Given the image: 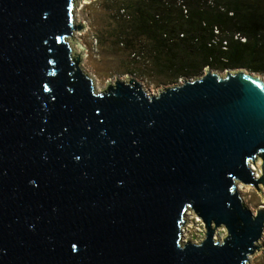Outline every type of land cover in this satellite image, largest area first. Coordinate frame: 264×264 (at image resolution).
<instances>
[{"label": "water", "instance_id": "water-1", "mask_svg": "<svg viewBox=\"0 0 264 264\" xmlns=\"http://www.w3.org/2000/svg\"><path fill=\"white\" fill-rule=\"evenodd\" d=\"M80 1L0 0V264H250L264 204L238 183L264 203V78L206 66L154 94L129 75L97 89Z\"/></svg>", "mask_w": 264, "mask_h": 264}, {"label": "trees", "instance_id": "trees-1", "mask_svg": "<svg viewBox=\"0 0 264 264\" xmlns=\"http://www.w3.org/2000/svg\"><path fill=\"white\" fill-rule=\"evenodd\" d=\"M116 10L117 44L174 81L206 66L264 74V0H133Z\"/></svg>", "mask_w": 264, "mask_h": 264}, {"label": "rangeland", "instance_id": "rangeland-1", "mask_svg": "<svg viewBox=\"0 0 264 264\" xmlns=\"http://www.w3.org/2000/svg\"><path fill=\"white\" fill-rule=\"evenodd\" d=\"M131 1L133 0H115V3L112 0L80 1V5L76 7L75 14L78 21L85 23V28L80 33L78 32L76 36L86 48L81 64L84 70L96 81L95 86L97 89H102L105 82L109 79L114 81V76L121 78L129 75L140 81L147 93L154 94L158 92V88H161V85L163 87L170 86L179 82L180 78L174 81L169 76L158 73L152 61L147 64L142 63V61L134 62L129 56V50L117 44V31L120 25L114 18L116 9ZM74 46L77 51H80L76 45ZM244 69L247 70L246 68ZM212 70L221 74L225 71L217 68ZM203 73L204 70L196 76ZM254 73L264 78V74ZM240 185L243 186L242 189H239ZM238 190L244 202L253 212L260 204H264L254 187L238 183ZM223 233L224 230L219 229L216 236L219 238ZM189 236L190 239H195L196 237V235L191 236V234ZM197 237L199 238L198 235ZM256 259L260 260V264H264V256L253 258V260Z\"/></svg>", "mask_w": 264, "mask_h": 264}, {"label": "built area", "instance_id": "built-area-1", "mask_svg": "<svg viewBox=\"0 0 264 264\" xmlns=\"http://www.w3.org/2000/svg\"><path fill=\"white\" fill-rule=\"evenodd\" d=\"M186 11L187 10L185 9V12ZM121 12H122V14H125L124 9H122ZM215 28H217V27H215ZM215 31L218 32V29H216ZM242 40H244V38H242ZM132 56H136L135 53H132ZM180 81H181V79H180ZM187 217H188L189 223H186V225L183 229L184 239H186V237H188L190 239L189 234H191V236L196 235V237H195V239H190V240H192L194 242H198V241L202 240L204 237V231H205L204 223L202 222V220L200 218H198L196 216V214L193 213V211H189ZM197 235L199 236V238L197 237ZM259 241H260L262 247L257 252L256 255L254 254L251 256L250 264H260L259 259L253 260V258L256 256H262V257L264 256V230H263L262 237Z\"/></svg>", "mask_w": 264, "mask_h": 264}, {"label": "bare ground", "instance_id": "bare-ground-1", "mask_svg": "<svg viewBox=\"0 0 264 264\" xmlns=\"http://www.w3.org/2000/svg\"><path fill=\"white\" fill-rule=\"evenodd\" d=\"M242 188H243V186H242V185H240V186H239V189H242Z\"/></svg>", "mask_w": 264, "mask_h": 264}]
</instances>
